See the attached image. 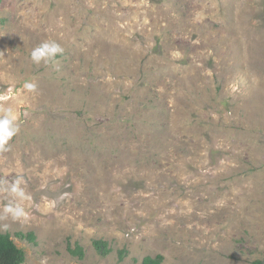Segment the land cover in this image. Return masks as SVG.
Listing matches in <instances>:
<instances>
[{"label": "rangeland", "instance_id": "obj_1", "mask_svg": "<svg viewBox=\"0 0 264 264\" xmlns=\"http://www.w3.org/2000/svg\"><path fill=\"white\" fill-rule=\"evenodd\" d=\"M6 115L22 264L264 260V0H0Z\"/></svg>", "mask_w": 264, "mask_h": 264}, {"label": "trees", "instance_id": "obj_2", "mask_svg": "<svg viewBox=\"0 0 264 264\" xmlns=\"http://www.w3.org/2000/svg\"><path fill=\"white\" fill-rule=\"evenodd\" d=\"M20 239H35L34 234L29 232L27 234L18 233ZM93 245L95 249L101 254L105 255L108 252L107 243L102 240H94ZM76 253L82 257V251L80 247H76ZM163 260L162 255H156L155 257L146 256L142 260L141 264H161ZM25 261V252L21 247H18L9 233L0 232V264H22ZM249 264H264V260H253Z\"/></svg>", "mask_w": 264, "mask_h": 264}, {"label": "clouds", "instance_id": "obj_3", "mask_svg": "<svg viewBox=\"0 0 264 264\" xmlns=\"http://www.w3.org/2000/svg\"><path fill=\"white\" fill-rule=\"evenodd\" d=\"M63 49L55 41H44L36 46L30 53L31 59L34 63L39 64L44 62L50 63L58 54H62ZM25 87L29 90L35 89L34 83H27ZM18 131V127L14 123V118L6 115L0 118V150H3L7 142Z\"/></svg>", "mask_w": 264, "mask_h": 264}]
</instances>
